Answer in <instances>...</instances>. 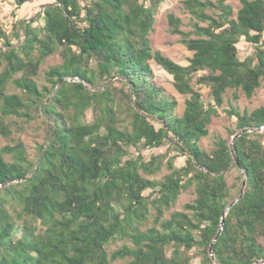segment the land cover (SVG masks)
<instances>
[{"label": "trees", "instance_id": "1", "mask_svg": "<svg viewBox=\"0 0 264 264\" xmlns=\"http://www.w3.org/2000/svg\"><path fill=\"white\" fill-rule=\"evenodd\" d=\"M11 1L17 10L35 0ZM164 1L51 0L40 28L20 19L11 37L0 24V134L10 138L14 126L24 131L40 118L46 137L35 154L20 136L0 147V264L264 261V131L241 134L231 150L239 130L264 128V106L242 112L234 103L264 81V0H241L236 16L226 0H184L193 29L182 30L173 13L168 22L193 51L187 65L152 49ZM241 42L254 47L244 59ZM56 54L62 63L40 86V67ZM151 60L190 95L182 115L152 82ZM229 94L236 129L206 150L200 141ZM236 158L247 183L222 224L237 199L233 172L241 193ZM164 164V178L146 176ZM191 187L195 198L170 211ZM117 241L125 243L110 252Z\"/></svg>", "mask_w": 264, "mask_h": 264}, {"label": "rangeland", "instance_id": "2", "mask_svg": "<svg viewBox=\"0 0 264 264\" xmlns=\"http://www.w3.org/2000/svg\"><path fill=\"white\" fill-rule=\"evenodd\" d=\"M49 1L51 0H35L32 3H29L28 5L16 10V6L11 0H0V24L10 34L11 37H13L14 35L15 23H17L20 19H26L27 22L30 20L33 22L36 21L34 22V24L40 28L44 23V19L42 16V11L44 8L43 6ZM183 1L184 0H166L162 3L156 15V21L154 29L150 34V40L153 51H160L164 55L175 60L176 62L181 63L183 65H187L189 63V59L193 55V51L189 50L187 46L181 41L180 35L173 34L171 32V27L168 22V15L170 13H173L181 19L182 30L190 31L193 29V21L195 19L192 14L184 7ZM226 1L233 6L234 14L236 16L238 9L241 7V0ZM13 12H15V14H13ZM23 39L24 37H22L21 41ZM239 48L241 59H244L246 56L252 55L254 51L253 45L248 44L246 42H241L239 44ZM61 63L62 58L59 55L56 54L50 56L40 67L39 74L36 78L38 84L40 86L47 85L48 81L46 72L51 67ZM150 65L153 72L151 77L152 82L154 83V85L162 89L163 94L166 97L177 101L175 113L178 115H182L186 107V100L190 95L179 93L174 86L173 75L164 70L154 60L150 61ZM1 70L2 67L0 66V71ZM193 86L196 90L201 92L205 102H212L209 88L197 84L196 77L194 78ZM8 89L9 92H14L18 90L13 84H10ZM229 98L230 94L225 97V101L222 107L220 108V114L218 116L212 117V122L209 125V135L203 137L200 141L202 148L206 150L210 151L214 149L216 147V141L220 136L230 139V131H234L236 129V117L229 113V109L231 107ZM234 103L242 112L246 109L253 110L260 106H264V81L262 83V86L255 92V94L251 98H248L243 92H241L239 100ZM122 109L124 111V105ZM87 119H92L91 110L87 112ZM14 129L15 132L10 138L4 137L0 134V147L9 143H13V139H16L18 136H20L25 141L30 153L35 154L37 150V145L39 143H42L44 141V138H46L45 133L43 131V124L41 123L40 118H38L36 122H32L24 131L18 130L15 126ZM258 131H264V128ZM232 140L233 138L231 137V142ZM157 151H164V148H161ZM7 158H9V156H7ZM180 163L181 162L178 161V164ZM169 172L170 170L167 168V165L164 164L160 171L155 174H147L146 176L151 179L160 180L164 178V176L167 175ZM237 175L238 172H233L230 174V182L235 187V189L233 190V195L236 198H238V182L236 178ZM195 196L196 194L193 187L182 192L179 195L176 204L172 207L170 211L182 210L184 208V205L188 202H191L195 198ZM170 211L165 214L166 218L169 217ZM153 219V216L149 217V220L147 222L148 226L153 224ZM125 242L129 245H132L131 241L129 240ZM125 242H112L109 246L110 252H113ZM126 262V259L120 258L115 260L112 264H125Z\"/></svg>", "mask_w": 264, "mask_h": 264}, {"label": "water", "instance_id": "3", "mask_svg": "<svg viewBox=\"0 0 264 264\" xmlns=\"http://www.w3.org/2000/svg\"><path fill=\"white\" fill-rule=\"evenodd\" d=\"M264 127V126H263ZM254 130H260V129H252V128H244L242 130H239L234 136H233V140L231 142V150H232V153L233 155H235V152H234V149H233V143H234V140H236L241 134L245 133V132H249V131H254ZM235 165H238L239 167H241V164L239 162V160L236 158V161H235ZM242 169V173H243V183H242V187H241V193L239 195V197L234 200L227 209L224 210L223 212V219H222V224L225 222V217H226V212L227 210H229L243 195H244V191H245V187H246V183H247V177H246V174L244 172V169L241 167ZM221 230L219 231L217 237L219 236ZM216 237V239H217ZM215 239V240H216ZM213 245H214V242H212L211 246H210V251L213 255ZM261 263H264V261H258L256 264H261Z\"/></svg>", "mask_w": 264, "mask_h": 264}]
</instances>
